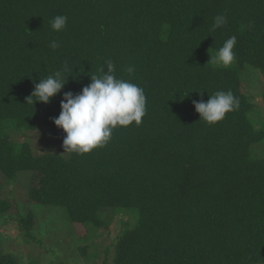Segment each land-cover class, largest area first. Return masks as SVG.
<instances>
[{"label": "trees", "instance_id": "1", "mask_svg": "<svg viewBox=\"0 0 264 264\" xmlns=\"http://www.w3.org/2000/svg\"><path fill=\"white\" fill-rule=\"evenodd\" d=\"M221 14L228 23L213 30ZM58 15L67 26L56 32ZM233 35V63L210 62ZM108 60L117 78L143 88L142 123L118 126L90 153L35 152L27 135L49 127L63 142L53 123L63 93H80ZM249 69L264 73V0H0V179L32 172L30 200L63 208L88 239L107 216L131 217L113 264H264V158L252 151L264 123L251 116ZM57 70L68 76L61 92L27 101ZM218 91L240 105L208 125L192 101ZM16 208L0 196V220ZM16 219L30 233L34 213ZM0 264L21 263L2 252Z\"/></svg>", "mask_w": 264, "mask_h": 264}, {"label": "clouds", "instance_id": "2", "mask_svg": "<svg viewBox=\"0 0 264 264\" xmlns=\"http://www.w3.org/2000/svg\"><path fill=\"white\" fill-rule=\"evenodd\" d=\"M228 20L221 14L215 17L213 30L227 25ZM53 31H63L67 26V17L58 15L51 21ZM237 43L235 35L228 38L210 62L224 68L229 67L234 59L233 51ZM59 43L53 40L50 47L55 50ZM106 67L99 69L100 75L91 76V82L81 92L73 94L64 92L60 102V114L53 118L54 125L66 133L63 139L65 151L77 154L90 153L93 149L104 147L110 140L114 129L118 126L127 127L133 122L139 126L146 114V96L143 88L135 83L117 78L115 65L111 60L105 62ZM66 68V66H65ZM129 74L133 67L127 69ZM67 77L64 70L40 79L27 101L47 104L64 88ZM201 95L203 93L201 92ZM35 96L34 101L31 98ZM200 120L208 125L222 121L226 114L239 108L240 101L231 91H218L203 99L192 101ZM199 120V121H200Z\"/></svg>", "mask_w": 264, "mask_h": 264}, {"label": "rangeland", "instance_id": "3", "mask_svg": "<svg viewBox=\"0 0 264 264\" xmlns=\"http://www.w3.org/2000/svg\"><path fill=\"white\" fill-rule=\"evenodd\" d=\"M243 80L245 92L257 109L251 116L258 127L259 123H264V73L249 69ZM27 136L37 153L55 152L66 157L70 153L49 127ZM24 139L19 137L20 141ZM252 151L255 156L264 158V141L254 145ZM31 178L32 172H22L15 182L0 179V196L15 200L18 210L13 218L4 216L0 220V254H14L21 264H113L114 242L131 217L107 216V228L99 229L97 238L88 239L86 228L71 224L63 208L35 204L30 200ZM30 211L34 213L35 223L27 233L16 218L26 217ZM83 247H86L85 255L80 250Z\"/></svg>", "mask_w": 264, "mask_h": 264}]
</instances>
